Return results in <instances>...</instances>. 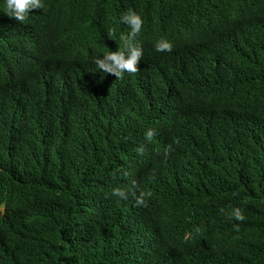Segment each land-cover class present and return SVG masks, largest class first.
Returning <instances> with one entry per match:
<instances>
[{
  "label": "trees",
  "instance_id": "16d2710c",
  "mask_svg": "<svg viewBox=\"0 0 264 264\" xmlns=\"http://www.w3.org/2000/svg\"><path fill=\"white\" fill-rule=\"evenodd\" d=\"M45 3L0 12V264H264V0ZM128 9L144 59L116 79L93 59ZM133 181L145 206L110 195Z\"/></svg>",
  "mask_w": 264,
  "mask_h": 264
},
{
  "label": "clouds",
  "instance_id": "9594fccd",
  "mask_svg": "<svg viewBox=\"0 0 264 264\" xmlns=\"http://www.w3.org/2000/svg\"><path fill=\"white\" fill-rule=\"evenodd\" d=\"M46 7L45 0H0V12L15 19L17 22L23 24L29 19L30 10H43ZM117 23L127 28V31H117L112 28L108 32V36H118L120 41L119 48L115 51L109 49L103 54L94 57L93 62L96 69L108 74H113L116 79L123 78L125 73H136L138 71L137 65L144 59V48L142 42L138 37L143 28V18L141 14L133 9L120 14ZM173 43L167 38L161 37L157 39L153 45L154 51L157 53H169L173 50ZM155 136V131L151 128L144 131V138L146 141H152ZM179 141H173L165 145L162 149V157L167 159L176 149L174 145H178ZM135 152L138 156H143L145 153V146L139 145ZM110 195L120 201H126L132 198L136 206H145L148 199L151 198L150 191L141 190L135 181L127 186H115L111 189ZM221 212L226 215L230 221L244 222L246 216L241 207H231L229 211ZM239 223L233 225L236 231H239ZM199 231V229H197Z\"/></svg>",
  "mask_w": 264,
  "mask_h": 264
}]
</instances>
